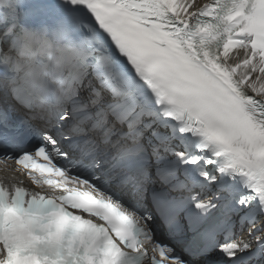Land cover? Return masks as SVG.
<instances>
[{
    "label": "snow or ice",
    "instance_id": "6c2138e0",
    "mask_svg": "<svg viewBox=\"0 0 264 264\" xmlns=\"http://www.w3.org/2000/svg\"><path fill=\"white\" fill-rule=\"evenodd\" d=\"M0 172V264H264V0H0Z\"/></svg>",
    "mask_w": 264,
    "mask_h": 264
}]
</instances>
